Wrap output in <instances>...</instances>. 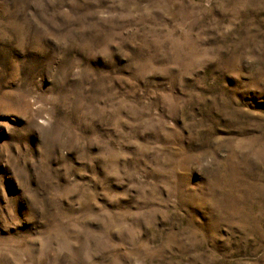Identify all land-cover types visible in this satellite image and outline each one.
<instances>
[{"label":"rangeland","instance_id":"rangeland-1","mask_svg":"<svg viewBox=\"0 0 264 264\" xmlns=\"http://www.w3.org/2000/svg\"><path fill=\"white\" fill-rule=\"evenodd\" d=\"M101 34L121 70L50 107L0 264H264V0H0V106L30 52Z\"/></svg>","mask_w":264,"mask_h":264},{"label":"clouds","instance_id":"clouds-1","mask_svg":"<svg viewBox=\"0 0 264 264\" xmlns=\"http://www.w3.org/2000/svg\"><path fill=\"white\" fill-rule=\"evenodd\" d=\"M114 43L119 50L122 41H115L113 35L101 34L67 54L60 51L57 55L56 49L52 48L43 52H30L36 62L24 64L29 72L23 78L17 77L11 81L16 91L2 94L5 102L0 106V169L3 170L0 171V196L4 195L6 180H14L20 185L26 183L28 177L25 165L36 163L32 160V153L39 151L43 155L48 141L57 138V127L50 119V107L75 103L84 81L91 87L94 83L110 84L117 79L121 67L112 59L117 54V51L110 50V45ZM98 59L100 64H97ZM53 61L62 62L72 70L47 71V66ZM9 85L10 82L0 75V89ZM8 114L13 115L5 119ZM39 119L46 120L48 127L42 129ZM36 132L41 133L39 142L31 144L30 138ZM5 137L6 140L3 139ZM27 219L25 216L17 220L11 212L8 213V219H4V214L0 213V227H14L27 222Z\"/></svg>","mask_w":264,"mask_h":264}]
</instances>
